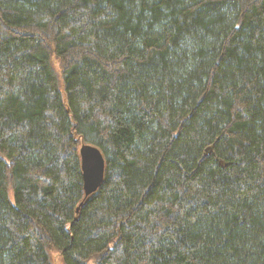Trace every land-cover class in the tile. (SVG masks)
<instances>
[{
  "label": "trees",
  "instance_id": "1",
  "mask_svg": "<svg viewBox=\"0 0 264 264\" xmlns=\"http://www.w3.org/2000/svg\"><path fill=\"white\" fill-rule=\"evenodd\" d=\"M0 264H264V0H0Z\"/></svg>",
  "mask_w": 264,
  "mask_h": 264
},
{
  "label": "water",
  "instance_id": "2",
  "mask_svg": "<svg viewBox=\"0 0 264 264\" xmlns=\"http://www.w3.org/2000/svg\"><path fill=\"white\" fill-rule=\"evenodd\" d=\"M79 157L84 199H86L103 183L105 160L101 151L97 147L89 144H82L80 146ZM221 164L224 165L223 163Z\"/></svg>",
  "mask_w": 264,
  "mask_h": 264
}]
</instances>
